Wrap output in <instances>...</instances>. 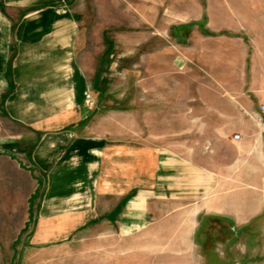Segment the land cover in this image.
I'll list each match as a JSON object with an SVG mask.
<instances>
[{
	"label": "crops",
	"instance_id": "1",
	"mask_svg": "<svg viewBox=\"0 0 264 264\" xmlns=\"http://www.w3.org/2000/svg\"><path fill=\"white\" fill-rule=\"evenodd\" d=\"M76 32L68 0H0V246H45L94 227L123 241L130 262L143 248L185 263L262 262L264 124L206 131L204 152L188 158L97 132L85 125L92 87ZM254 82L258 101L244 113L261 125L264 79Z\"/></svg>",
	"mask_w": 264,
	"mask_h": 264
},
{
	"label": "rangeland",
	"instance_id": "2",
	"mask_svg": "<svg viewBox=\"0 0 264 264\" xmlns=\"http://www.w3.org/2000/svg\"><path fill=\"white\" fill-rule=\"evenodd\" d=\"M68 10L92 87L86 126L186 158L204 152L206 131H262L264 112L260 125L244 109L258 101L250 83L264 79L251 71L264 61V0H68ZM242 98L248 103H236ZM126 250L90 227L45 246H0V264H194L161 248L136 249L130 262Z\"/></svg>",
	"mask_w": 264,
	"mask_h": 264
},
{
	"label": "built area",
	"instance_id": "3",
	"mask_svg": "<svg viewBox=\"0 0 264 264\" xmlns=\"http://www.w3.org/2000/svg\"><path fill=\"white\" fill-rule=\"evenodd\" d=\"M260 110H261V112H264V106L263 105L260 107ZM233 139L238 141L240 139V136L234 135ZM263 235H264V222H263Z\"/></svg>",
	"mask_w": 264,
	"mask_h": 264
}]
</instances>
